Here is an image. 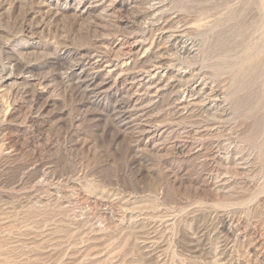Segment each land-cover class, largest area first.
Listing matches in <instances>:
<instances>
[{
	"label": "rangeland",
	"instance_id": "obj_1",
	"mask_svg": "<svg viewBox=\"0 0 264 264\" xmlns=\"http://www.w3.org/2000/svg\"><path fill=\"white\" fill-rule=\"evenodd\" d=\"M0 264H264V0H0Z\"/></svg>",
	"mask_w": 264,
	"mask_h": 264
},
{
	"label": "bare ground",
	"instance_id": "obj_2",
	"mask_svg": "<svg viewBox=\"0 0 264 264\" xmlns=\"http://www.w3.org/2000/svg\"><path fill=\"white\" fill-rule=\"evenodd\" d=\"M139 43V42H138ZM157 71V70H156ZM80 77V76H79ZM100 92H102V91H100Z\"/></svg>",
	"mask_w": 264,
	"mask_h": 264
}]
</instances>
